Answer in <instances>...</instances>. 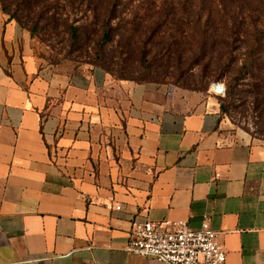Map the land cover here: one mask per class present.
Returning <instances> with one entry per match:
<instances>
[{"label": "crops", "instance_id": "obj_1", "mask_svg": "<svg viewBox=\"0 0 264 264\" xmlns=\"http://www.w3.org/2000/svg\"><path fill=\"white\" fill-rule=\"evenodd\" d=\"M219 97L44 65L0 4V264H161L133 219L206 216L226 264H264V140Z\"/></svg>", "mask_w": 264, "mask_h": 264}, {"label": "rangeland", "instance_id": "obj_2", "mask_svg": "<svg viewBox=\"0 0 264 264\" xmlns=\"http://www.w3.org/2000/svg\"><path fill=\"white\" fill-rule=\"evenodd\" d=\"M115 3L0 0L29 31L42 64L69 60L101 66L119 79L200 91L223 82L219 102L232 129L264 140V64L243 66L253 36L264 29V0H121L114 12ZM111 12L114 30L104 39Z\"/></svg>", "mask_w": 264, "mask_h": 264}, {"label": "built area", "instance_id": "obj_3", "mask_svg": "<svg viewBox=\"0 0 264 264\" xmlns=\"http://www.w3.org/2000/svg\"><path fill=\"white\" fill-rule=\"evenodd\" d=\"M226 89L223 82H214L209 91L224 96ZM126 249L161 264H226L227 259L219 232L210 226L207 216L200 228L183 219H133Z\"/></svg>", "mask_w": 264, "mask_h": 264}, {"label": "trees", "instance_id": "obj_4", "mask_svg": "<svg viewBox=\"0 0 264 264\" xmlns=\"http://www.w3.org/2000/svg\"><path fill=\"white\" fill-rule=\"evenodd\" d=\"M119 1H121V0H114V2H116L112 8V10L114 12H116V10L118 9L117 3ZM132 4H133V1L131 2V6H133ZM2 10H3V12H5L4 8ZM114 12H111V14L108 16V18L107 19L105 18V20H104V23H103L104 27H105L104 39L109 38L111 35V32L114 30V27L112 25V19L117 17L116 16L117 14H115ZM251 42H252V45L250 46L249 50L245 54L246 58H245V62L243 64V66L246 69L250 66H255L256 68L261 69L258 66V62L260 61L261 63L264 64V62H262V60L264 61V29L258 31L253 36ZM107 72H109V71H107ZM120 79H124V78H120ZM259 85L262 88V92H264V77L262 79H260ZM195 90H197V89H195ZM221 109H224V105L222 103H221Z\"/></svg>", "mask_w": 264, "mask_h": 264}]
</instances>
